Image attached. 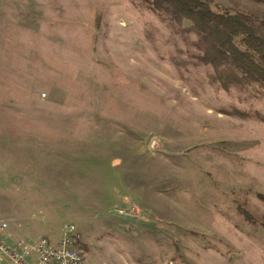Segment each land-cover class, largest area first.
I'll return each instance as SVG.
<instances>
[{
    "label": "rangeland",
    "instance_id": "rangeland-1",
    "mask_svg": "<svg viewBox=\"0 0 264 264\" xmlns=\"http://www.w3.org/2000/svg\"><path fill=\"white\" fill-rule=\"evenodd\" d=\"M204 1L264 39V0ZM168 8L0 0L5 243L72 223L83 264H264V82Z\"/></svg>",
    "mask_w": 264,
    "mask_h": 264
},
{
    "label": "trees",
    "instance_id": "trees-1",
    "mask_svg": "<svg viewBox=\"0 0 264 264\" xmlns=\"http://www.w3.org/2000/svg\"><path fill=\"white\" fill-rule=\"evenodd\" d=\"M154 12L162 6L186 17L201 35L202 57L216 65L219 60L234 66L256 82H264V39L235 15L213 11L204 0H143Z\"/></svg>",
    "mask_w": 264,
    "mask_h": 264
},
{
    "label": "built area",
    "instance_id": "built-area-1",
    "mask_svg": "<svg viewBox=\"0 0 264 264\" xmlns=\"http://www.w3.org/2000/svg\"><path fill=\"white\" fill-rule=\"evenodd\" d=\"M0 252L14 264H83L85 255L80 233L72 223L64 226L57 240L41 237L33 245L21 241L9 245L0 238Z\"/></svg>",
    "mask_w": 264,
    "mask_h": 264
},
{
    "label": "crops",
    "instance_id": "crops-1",
    "mask_svg": "<svg viewBox=\"0 0 264 264\" xmlns=\"http://www.w3.org/2000/svg\"><path fill=\"white\" fill-rule=\"evenodd\" d=\"M3 238L6 239L7 242H10L8 234H6ZM0 263L1 264H14L6 255L2 254L1 252H0Z\"/></svg>",
    "mask_w": 264,
    "mask_h": 264
}]
</instances>
